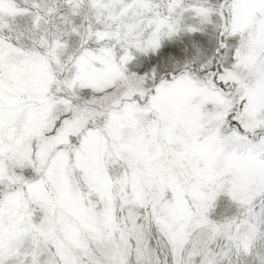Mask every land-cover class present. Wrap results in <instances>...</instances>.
<instances>
[{
    "label": "snow or ice",
    "instance_id": "6c2138e0",
    "mask_svg": "<svg viewBox=\"0 0 264 264\" xmlns=\"http://www.w3.org/2000/svg\"><path fill=\"white\" fill-rule=\"evenodd\" d=\"M0 264H264V0H0Z\"/></svg>",
    "mask_w": 264,
    "mask_h": 264
}]
</instances>
